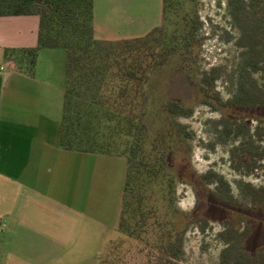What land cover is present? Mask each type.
I'll list each match as a JSON object with an SVG mask.
<instances>
[{
    "label": "trees",
    "instance_id": "16d2710c",
    "mask_svg": "<svg viewBox=\"0 0 264 264\" xmlns=\"http://www.w3.org/2000/svg\"><path fill=\"white\" fill-rule=\"evenodd\" d=\"M171 1L163 0L162 23L145 34L104 41L94 35V0H0V15L39 16L36 45L3 49L4 56L18 68L33 75L40 49L65 50L61 147L124 156L118 244L134 240L144 252L145 264H179L188 224L203 221L175 207L167 213L168 203L159 195L169 179L177 177L171 160L176 143L181 141L180 130L173 127L175 120L192 112L180 99L167 100L162 105L166 120L149 137L147 88L151 75L172 56L177 55L181 68H187L186 76L196 84L200 103L221 112L215 131L234 141L231 167L245 174L264 169V142L260 139L264 121V0H227L231 18L240 29L236 44L244 53L229 75L230 96L226 99L215 89L224 67H196L193 40L199 23L194 20L190 24L184 15L172 33L164 26ZM224 107L229 112H224ZM250 116L255 117V125ZM199 180L201 184L213 182L216 198L234 212L219 232L224 245L215 264H264V185L251 191L257 201L251 210L235 203L231 186L221 174L208 171ZM256 206L261 213H256Z\"/></svg>",
    "mask_w": 264,
    "mask_h": 264
},
{
    "label": "rangeland",
    "instance_id": "374dc122",
    "mask_svg": "<svg viewBox=\"0 0 264 264\" xmlns=\"http://www.w3.org/2000/svg\"><path fill=\"white\" fill-rule=\"evenodd\" d=\"M170 3L172 10L164 26L172 33L184 15L191 20L190 24L194 20L195 24L199 23L193 40L197 51L196 67L210 70L221 64L224 68L221 78L215 82V89L223 99L228 98L231 87L228 78L243 60L244 50L236 44L240 29L231 18L227 0H172ZM162 5L163 0H95V38L118 41L144 34L157 22L159 14L162 17ZM161 17L156 25L162 23ZM46 49L65 57L63 48ZM187 71L181 68L179 57L174 55L151 75L146 103L149 137L152 138L166 120L162 105L167 100L180 99L192 107L190 115L175 120L173 127L180 130L181 137L171 158L177 177H171L163 194L159 192V195L168 203L167 213L175 207L203 218V221L188 224L179 264H215L224 245L219 232L229 221L226 219L234 217V212L216 198L214 183L201 184L199 176L208 171L221 174L231 186L235 203L252 210L257 204L251 191L264 185V169L245 174L231 167L230 149L234 141L220 137L215 131L221 112L200 103L196 84L187 78ZM255 76L260 78V74ZM222 110L229 112L225 107ZM249 118L255 125V117ZM260 128V139L264 142V121ZM125 167V158H98L90 182L93 163L92 168L83 165L80 226L77 221L75 230L67 225L66 234L59 237L58 244H53L58 237H47L49 244L38 246L41 250L37 252L26 242V237L11 238L8 232H0V264H145L144 252L138 250L139 244L134 240L124 239L118 244L116 227ZM88 199L89 202L84 203Z\"/></svg>",
    "mask_w": 264,
    "mask_h": 264
},
{
    "label": "crops",
    "instance_id": "0c3cea01",
    "mask_svg": "<svg viewBox=\"0 0 264 264\" xmlns=\"http://www.w3.org/2000/svg\"><path fill=\"white\" fill-rule=\"evenodd\" d=\"M38 25L37 14L0 15V232L26 237L35 252L80 222L83 165L93 163L91 182L98 158L124 159L61 147L64 55L40 49L29 75L3 54L36 45Z\"/></svg>",
    "mask_w": 264,
    "mask_h": 264
}]
</instances>
